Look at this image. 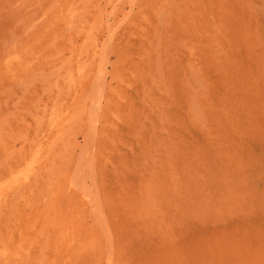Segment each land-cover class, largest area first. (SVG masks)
<instances>
[{"label": "rangeland", "instance_id": "1", "mask_svg": "<svg viewBox=\"0 0 264 264\" xmlns=\"http://www.w3.org/2000/svg\"><path fill=\"white\" fill-rule=\"evenodd\" d=\"M0 198V264H264V0H0Z\"/></svg>", "mask_w": 264, "mask_h": 264}, {"label": "bare ground", "instance_id": "2", "mask_svg": "<svg viewBox=\"0 0 264 264\" xmlns=\"http://www.w3.org/2000/svg\"><path fill=\"white\" fill-rule=\"evenodd\" d=\"M90 169V168H89ZM1 199V198H0Z\"/></svg>", "mask_w": 264, "mask_h": 264}]
</instances>
